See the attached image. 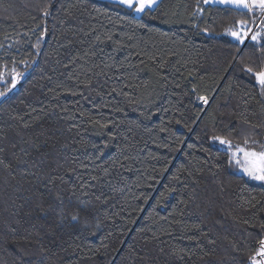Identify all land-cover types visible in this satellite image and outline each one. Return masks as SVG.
<instances>
[{"label":"trees","instance_id":"1","mask_svg":"<svg viewBox=\"0 0 264 264\" xmlns=\"http://www.w3.org/2000/svg\"><path fill=\"white\" fill-rule=\"evenodd\" d=\"M49 2L0 0V64L11 67L14 58L23 71L20 61H34L17 89L0 101V155L12 165H0V264H28L37 239L55 253L48 264H75L83 253L73 254L74 245L62 243L68 237L59 210L50 208L55 201L49 192L60 190L67 198L75 186L79 196L80 177L90 186L85 189L90 223H101L90 243L99 246L102 235L116 234L107 257L101 248L80 264H107L120 240L125 245L116 264H239L254 255L264 223V187L230 168L207 139L229 132L264 139V129L253 133L242 123H264V99L238 79V70L230 72L237 50L220 35L249 17L203 0H163L156 18L143 21L120 18L105 7L109 1L51 0V15L43 17L40 9ZM198 6L203 12L193 15ZM45 28L37 55L32 45ZM97 35L101 40L112 35L127 47L101 44ZM141 59L147 65L143 72ZM222 77L207 114L193 124L199 108L188 104L186 94L193 84L201 94L210 92ZM88 80L91 89L84 87ZM129 83L141 87L128 88ZM113 88L130 92L139 103L108 95ZM101 118L113 123L106 129L90 123ZM177 137L183 145L173 142ZM165 143L182 151L165 149ZM52 176L56 186L45 187ZM61 176L67 183L61 184Z\"/></svg>","mask_w":264,"mask_h":264},{"label":"snow or ice","instance_id":"2","mask_svg":"<svg viewBox=\"0 0 264 264\" xmlns=\"http://www.w3.org/2000/svg\"><path fill=\"white\" fill-rule=\"evenodd\" d=\"M162 3L163 0H111V3L106 4L105 7L114 10L122 19L129 18L131 20L143 21L145 17L155 19L156 17L153 14L159 10ZM203 4H216L221 6L227 12H235L241 16L247 15L249 17V19L242 18L235 20L220 35L228 37L229 44L235 45L237 50L236 55L232 57V62L229 65L230 72L238 70V79L246 81L257 90L261 99H264V0H203ZM52 7L53 3L50 0L49 3L45 4L40 9L42 16H50ZM202 12L203 9L198 6L193 15H199ZM256 13H259L262 18L259 25H255L254 17ZM69 15H71V13H69ZM252 25H255V27ZM141 27L146 26L141 25ZM47 31V28H45L44 31H42L37 37L36 42L32 45V48L35 49L37 55L41 51ZM205 32H207V29H205ZM131 39L132 37H129V40ZM96 40L101 44L112 43L118 45L119 47H127V45H120V42L114 40L112 35H107L104 40H101L100 36L97 35ZM0 47H3V45H0ZM247 48L254 50L251 55H245L244 50ZM148 59L155 62L157 57L149 56ZM32 63H34V61H20L19 64L24 66L23 71L18 70L17 62L14 58L12 59L11 67H9L6 62L0 64V89H2L0 90V101L7 100L17 89L18 85L26 77L28 69L32 66ZM140 64L143 65V67H140L138 70L141 72L145 71V69H147V65L144 63L143 59L140 60ZM120 67L123 68L124 65L122 64ZM149 71H155V69H149ZM104 74L106 75V73ZM189 75L192 76L193 74L189 73ZM224 79L225 77H222L216 88H213L210 92L205 91L204 94H201L198 85H192L190 90L191 95L186 94V98L189 105L199 108V111L195 113V118L192 120L193 124H198L203 119V116L207 114V108L210 107L212 101L215 100L216 94L219 93ZM144 83L146 86L147 81ZM84 87L91 89L93 87L91 80H88V82L84 84ZM127 87L139 88L141 85H133L129 83ZM177 87H179V85H177ZM68 91L73 96L78 94L82 95V93H77L71 90ZM114 93L124 97L125 101L130 105L139 103L137 100L132 98V94L130 92L123 90L117 92V90L113 88L112 92L108 93V95H113ZM103 107H107V105H104ZM115 110L123 111L121 108H117ZM157 111H160V109ZM163 111L166 112L168 109H163ZM81 115H83V113H81ZM90 123L94 126L98 125L100 128L106 129L113 122L111 120L102 122L101 118L90 120ZM169 123H171V121H169ZM175 123L177 125H181L182 120L177 119ZM242 123L243 126L249 128L253 133L258 134L262 129H264V123L252 124L247 119L243 120ZM183 126L188 128V132L193 131L192 127H189L186 124ZM233 126H235V122H233ZM25 127H27V125H25ZM159 131L167 132L168 128L160 127ZM233 135L239 136L241 138V142H234V139L232 138ZM207 139H209L210 142L216 146L218 152H222L223 157L226 159L230 168L238 170L249 180L258 182L262 187H264V139H256L251 134H241V132H229L226 135L212 134L208 136ZM173 142H178L181 145L184 144V140L179 137H177L176 141ZM161 146L165 149H169L170 151H182L181 148H171L170 143H165ZM13 147H15V145H13ZM93 147L97 146L93 145ZM104 147H107V144H105ZM188 147H192V145H188ZM205 151H207V149H205ZM3 153L4 148L0 147V154ZM156 159H159V157ZM21 163L23 162L21 161ZM167 163H170V161L165 164L163 169L165 172L168 171ZM0 165H2L5 169H10L12 167L11 163L7 162L6 157L2 155H0ZM216 166L219 168V163ZM70 171L74 172L75 170L71 169ZM56 179L57 177L55 176L50 177L47 180L45 187H55ZM59 179L61 184L67 183L62 176L59 177ZM79 179L82 181L79 185V196L76 194L75 186H73V190L67 198H65L60 190H57L55 193H52L51 191L49 192L55 201V207L53 208L50 205V208H52L53 212H56L57 209L59 210L56 214L59 217L62 230L68 237V240L62 243H67L69 247L74 245L73 254L83 253L82 256L78 257L75 264H80L81 260H88L97 253H100L101 248L105 250L102 253V256L107 257L110 238L116 235L114 232L110 231L106 235L101 236L99 246H94L90 243V238L96 237L97 234L101 232V223L99 221H97L95 225L90 223L89 205L86 202L88 192L85 191V189L90 186L87 185L86 181H83L82 177ZM91 179L96 180L97 178L93 176ZM173 179H179V176L174 175ZM174 191L175 189H168V193H172ZM161 195L163 196L164 194L162 193ZM81 197H83V199ZM96 199H99V197H96ZM257 203L259 204L261 202ZM252 207L255 208L256 205H252ZM141 211H143V209H141ZM245 223L247 224L248 222L245 221ZM124 234V230L122 229L120 231V235ZM259 235V247L256 253L248 257L246 261H240L239 264H264V223L259 226ZM26 242L30 241L26 240ZM145 242L147 243V240ZM208 242L210 244H215V240H209ZM34 243L37 248V252L29 260L28 264H48L50 257L55 255L52 248L50 246H45L40 239L35 240ZM52 243L55 244V241ZM124 245L125 241L120 240L119 246L115 249L116 256L109 259L107 264H116L117 257L120 255ZM160 251L163 252V249L161 248ZM164 264H170V262L165 261ZM233 264H236V262L234 261Z\"/></svg>","mask_w":264,"mask_h":264},{"label":"rangeland","instance_id":"3","mask_svg":"<svg viewBox=\"0 0 264 264\" xmlns=\"http://www.w3.org/2000/svg\"><path fill=\"white\" fill-rule=\"evenodd\" d=\"M104 1H109V2H111V0H104ZM260 17H261V16L259 15V18H260ZM259 18H258V19H259ZM258 21H259V20H257V21L255 22V25H257ZM255 25H253V27H255ZM240 173H241V172H240Z\"/></svg>","mask_w":264,"mask_h":264}]
</instances>
